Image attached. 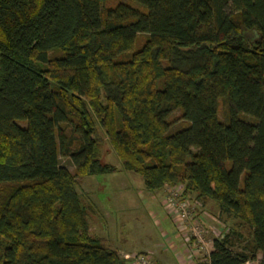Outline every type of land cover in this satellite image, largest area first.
<instances>
[{
  "label": "trees",
  "instance_id": "trees-1",
  "mask_svg": "<svg viewBox=\"0 0 264 264\" xmlns=\"http://www.w3.org/2000/svg\"><path fill=\"white\" fill-rule=\"evenodd\" d=\"M106 2L0 0V264H127L77 192L118 172L97 129L146 191L233 222L200 264H264V0Z\"/></svg>",
  "mask_w": 264,
  "mask_h": 264
},
{
  "label": "rangeland",
  "instance_id": "rangeland-1",
  "mask_svg": "<svg viewBox=\"0 0 264 264\" xmlns=\"http://www.w3.org/2000/svg\"><path fill=\"white\" fill-rule=\"evenodd\" d=\"M122 1L108 0L103 7H114ZM218 111L223 119V101L219 102ZM177 116L178 112L171 117L174 119ZM93 137L99 144L100 163L111 164L118 172L77 180V192L84 204L90 206L87 221L91 236L99 238L104 246L120 256L129 253L132 257L144 253L149 257L148 264H163L160 260L166 264H177L178 261L179 264L204 263L212 249L215 233L234 226L233 222L220 216L213 202H202L194 194L183 195L187 217L179 218L178 210L167 202L172 189L170 186L159 192L146 191L138 176L121 170L103 131L97 129ZM59 161L62 167L73 171L69 160L61 158ZM241 233L243 240L237 244V251H242V246L250 241L246 233ZM171 240L173 249L168 247ZM153 242H156V248L169 249L164 254H158L154 260L153 254L144 247ZM261 258L257 254L255 261L246 264H259Z\"/></svg>",
  "mask_w": 264,
  "mask_h": 264
},
{
  "label": "built area",
  "instance_id": "built-area-1",
  "mask_svg": "<svg viewBox=\"0 0 264 264\" xmlns=\"http://www.w3.org/2000/svg\"><path fill=\"white\" fill-rule=\"evenodd\" d=\"M184 198L182 196V190L180 187L178 188H172L167 197V202L172 206V208H176L178 210L179 218H186L187 212L185 207L186 203H184ZM227 229H224L221 233H215V239L222 238L224 234L226 233ZM149 257L144 254H136L132 257H127V264H148Z\"/></svg>",
  "mask_w": 264,
  "mask_h": 264
},
{
  "label": "crops",
  "instance_id": "crops-1",
  "mask_svg": "<svg viewBox=\"0 0 264 264\" xmlns=\"http://www.w3.org/2000/svg\"><path fill=\"white\" fill-rule=\"evenodd\" d=\"M89 232H90V229H89ZM91 233V232H90ZM173 239V238H172ZM174 241V240H173ZM149 242V241H148ZM154 244H151L150 246L149 245H147V246H144L145 248H146V250L147 251H150V253L151 254H153V260H154V258H156L157 257V255L158 254H164L166 251H168L170 248H172L173 249V242H172V240H171V245H169L168 247H169V249H167V250H163V249H160V247L159 246H157V248H156V242H153ZM156 244V245H155ZM144 248V249H145ZM143 249V248H142ZM212 250V249H211ZM114 251V250H113ZM116 252V251H115ZM159 252V253H158ZM211 252V251H210ZM118 253V252H117ZM149 253V252H148ZM178 254H180L179 252H178ZM119 255V254H118ZM129 255H131V254H129V253H126V254H123V256H120L121 258H123V259H126L127 257H129ZM170 256V255H169ZM168 256V257H169ZM167 257V258H168ZM169 258H173L172 257V255L169 257ZM176 259L178 260V258H177V255H176ZM161 261V263H163V264H166L165 262H163L162 260H160ZM166 261V260H165ZM157 263H159V262H157ZM177 264H179V261H178V263Z\"/></svg>",
  "mask_w": 264,
  "mask_h": 264
}]
</instances>
